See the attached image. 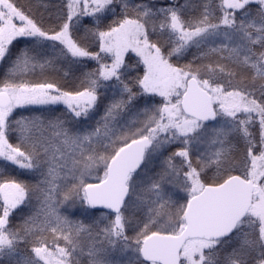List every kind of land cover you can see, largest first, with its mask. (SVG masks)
<instances>
[{"label":"snow or ice","instance_id":"obj_1","mask_svg":"<svg viewBox=\"0 0 264 264\" xmlns=\"http://www.w3.org/2000/svg\"><path fill=\"white\" fill-rule=\"evenodd\" d=\"M185 16L180 0H64L45 27L0 0V158L35 181L0 180V254L15 251L10 220L35 197L64 246L37 240L24 264H74V233L90 229L69 216L97 213L103 234L134 253L129 264H264V52H252L264 47V0ZM209 45L218 60L197 63ZM190 48L201 55L173 62ZM65 62L82 74L71 89L18 75ZM229 64L262 82L241 87ZM28 106L37 115H14ZM62 172L79 179L61 189ZM53 191L64 193L55 206Z\"/></svg>","mask_w":264,"mask_h":264},{"label":"trees","instance_id":"obj_2","mask_svg":"<svg viewBox=\"0 0 264 264\" xmlns=\"http://www.w3.org/2000/svg\"><path fill=\"white\" fill-rule=\"evenodd\" d=\"M17 6L21 7L26 13L30 14L38 22L44 24L45 27L52 26L53 22L61 16L64 8V0H13ZM164 0H143L144 7H149L152 4L159 5L164 3ZM181 3L186 5V19H190L195 22L201 15L205 4L208 7L213 8L215 5V0H180ZM90 27V25H89ZM218 46V45H217ZM25 47L21 42H14V51L17 48ZM212 45H209L204 49L208 52V49ZM252 52L255 56H259L260 53L264 52V47L259 44L252 46ZM201 53L196 48H190L184 54L182 58L176 60L173 58L174 63H187L192 61L195 57L200 56ZM226 55V54H225ZM245 53H241V59ZM218 54L208 52V56L202 61H197V63L204 64H214L218 60ZM62 59V58H61ZM222 63H228L227 60L221 61ZM94 65L95 62H90ZM132 68L130 71L133 75H142V65L137 66L136 61H131ZM233 68L234 71L238 73L234 83H240V86L244 84L256 83L257 85L261 83L260 77L255 75L254 70H241L234 68L232 64L228 65ZM8 71L7 64H0V79H2ZM43 72V77L40 73ZM21 75L22 78L26 77L28 79H41L47 78L54 80L57 83L65 86V88L71 89L73 86H78L79 79L82 78V74L79 68L70 63H53L50 66H46L44 69L37 67L34 70H29L25 74ZM103 99V97H102ZM59 111L55 113L57 116L64 115L63 105L56 106ZM31 112V106L17 109L14 115L17 113L22 116H29ZM32 116L37 115L35 112H31ZM118 119L127 120L129 123L135 121V115H128L127 113H122ZM111 126V124H110ZM255 133V129H252ZM10 141L16 143L15 138L10 137ZM235 144V141H233ZM242 154V149H239ZM32 173H26L18 169L16 166L11 165L9 162L4 161L0 158V180L16 179L18 181L24 182L29 185L35 183L31 179ZM96 173L93 172L91 176L87 179L89 182H94ZM60 178L63 179L64 184L61 185V189L68 185V181L71 180L75 183L79 176L73 177L71 174L61 173ZM59 183V181H57ZM70 186V185H68ZM63 191L60 192L59 196L56 191L52 193V203L55 206L57 201L63 196ZM79 206V201L77 198L76 205H73L71 210L75 211L76 207ZM65 207L64 204H60L57 211L64 216L69 214L63 212L62 209ZM69 219L76 222H83V225L89 231H81L77 236V246L75 252L73 253L72 260L74 264H129L130 260L135 259L134 253L129 254L127 249H122L118 243L111 241L109 237L103 234L102 230L104 228V223L102 221L106 220V217L101 216L99 213L95 215H77L75 217L69 216ZM131 219L136 220L137 217L132 216ZM26 221H31V224H26ZM10 224L14 225V230L20 232V237L18 243L16 244L15 251L12 254L2 253L0 254V264H24L26 258L31 255V248L37 240L47 241L48 245L51 247L53 244H59L61 247L64 246L63 240H57L56 237L60 236V233L55 235L51 232V227L54 226L47 221L45 217V208L42 202L38 203L34 197L30 201H26L25 205L18 209L16 213L13 214ZM30 228V232H25L24 229ZM67 234V233H65Z\"/></svg>","mask_w":264,"mask_h":264},{"label":"rangeland","instance_id":"obj_3","mask_svg":"<svg viewBox=\"0 0 264 264\" xmlns=\"http://www.w3.org/2000/svg\"><path fill=\"white\" fill-rule=\"evenodd\" d=\"M165 1V0H164Z\"/></svg>","mask_w":264,"mask_h":264}]
</instances>
